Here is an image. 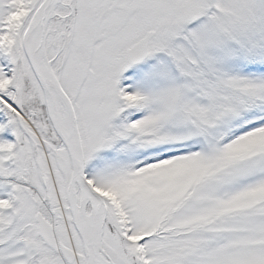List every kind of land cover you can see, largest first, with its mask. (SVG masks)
I'll list each match as a JSON object with an SVG mask.
<instances>
[{
  "label": "snow or ice",
  "instance_id": "snow-or-ice-1",
  "mask_svg": "<svg viewBox=\"0 0 264 264\" xmlns=\"http://www.w3.org/2000/svg\"><path fill=\"white\" fill-rule=\"evenodd\" d=\"M0 264H264V0H0Z\"/></svg>",
  "mask_w": 264,
  "mask_h": 264
}]
</instances>
